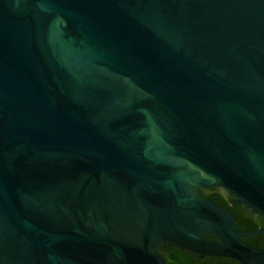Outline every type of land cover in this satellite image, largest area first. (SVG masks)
<instances>
[{"label":"water","instance_id":"95a60500","mask_svg":"<svg viewBox=\"0 0 264 264\" xmlns=\"http://www.w3.org/2000/svg\"><path fill=\"white\" fill-rule=\"evenodd\" d=\"M199 187L264 221V0H0V264H264Z\"/></svg>","mask_w":264,"mask_h":264},{"label":"flooded vegetation","instance_id":"af4514ba","mask_svg":"<svg viewBox=\"0 0 264 264\" xmlns=\"http://www.w3.org/2000/svg\"><path fill=\"white\" fill-rule=\"evenodd\" d=\"M197 192L204 199L213 200V202L215 194H221L225 196L229 202L231 200L232 205H234V198L230 194L221 192L217 188L199 187L197 188ZM241 211L251 226L254 224L257 226L256 230L249 232H256L264 227V221L259 215L252 213L243 205H241ZM261 236H264V233L245 238L244 242L253 247L263 248L264 237L262 238ZM203 238L207 241H218L212 234H205L203 235ZM156 252L166 264H240L239 262L228 258L202 256L196 253L186 252L168 244H159L156 248Z\"/></svg>","mask_w":264,"mask_h":264},{"label":"trees","instance_id":"16d2710c","mask_svg":"<svg viewBox=\"0 0 264 264\" xmlns=\"http://www.w3.org/2000/svg\"><path fill=\"white\" fill-rule=\"evenodd\" d=\"M214 202L222 210L230 212L240 231L249 232L256 230L257 226L255 224L251 226L247 218L243 215L241 205H232V201L230 200L229 202L227 198L221 194H215ZM261 237L263 238L264 236Z\"/></svg>","mask_w":264,"mask_h":264}]
</instances>
